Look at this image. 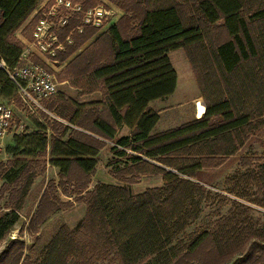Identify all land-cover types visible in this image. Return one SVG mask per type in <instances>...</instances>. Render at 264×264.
I'll return each instance as SVG.
<instances>
[{"label":"trees","instance_id":"trees-1","mask_svg":"<svg viewBox=\"0 0 264 264\" xmlns=\"http://www.w3.org/2000/svg\"><path fill=\"white\" fill-rule=\"evenodd\" d=\"M76 1L83 8L97 4ZM108 1L122 11L121 18L84 49L97 30L72 32V44L58 54L61 63L75 55L62 73L73 77L72 86L82 94L98 99L84 105L63 96L44 101L67 125L39 110L46 124L13 137L6 149L29 161L12 168L0 163V243L20 222L32 171L47 149L60 177L74 180L79 193L87 188L101 143L74 127L114 144L115 163H123L115 177L123 186L100 183L79 196L85 205L80 228L73 233L61 226L38 259L24 256V242L13 239L0 252V264H264V214L255 215L253 208L264 211V0ZM39 3L0 0V60L9 67L17 65L23 47L14 34ZM35 20L24 30L31 31ZM219 21L222 41L208 32ZM77 24L71 22L62 38ZM180 49L197 75L205 111L156 133L160 117L152 104L174 94L177 77L168 55ZM16 96L0 70V101ZM234 163L222 187L209 184V171ZM141 175H160L162 184L132 195L129 187ZM49 198L43 193L28 232L38 233L59 209ZM206 205L215 208L214 217L187 232Z\"/></svg>","mask_w":264,"mask_h":264},{"label":"rangeland","instance_id":"rangeland-1","mask_svg":"<svg viewBox=\"0 0 264 264\" xmlns=\"http://www.w3.org/2000/svg\"><path fill=\"white\" fill-rule=\"evenodd\" d=\"M96 1L97 4L95 6H102L108 15H105L103 20V28L101 27L90 41L82 46V49L96 40L111 25L115 24L123 14L121 10L108 0ZM39 2L41 4L43 0H39ZM208 32L210 38H216L219 41L224 40V33L220 21L216 25L211 26ZM74 56L68 58L66 62L63 63L58 60V64L55 65L57 66L55 69L57 94L54 97L45 100V102H52L59 96H63L65 102L70 101L81 105L98 99L99 96L97 94H82L81 90L72 86L73 77L69 75L68 78L66 74L62 73L65 66L72 60V58H74ZM168 56L177 77L176 90L167 100L156 101L152 104V109L159 111L158 114L160 117V121L155 130L156 133L166 132L178 128L194 119L201 118L206 105L205 98L202 97L197 86V75L189 63L190 61L186 56L185 51L181 49L176 50L169 53ZM4 103L8 104L13 110V123L16 129L0 140V147L3 148V153L0 152V163H3L5 166L7 165V168H12L20 165V163L22 164L25 162L26 164L29 160L21 154L11 155L6 152L5 148L8 145L10 138L16 134H20V136L25 133L33 134L37 132V124H40V122L41 124H46V121L38 115L39 110L34 107L29 108L19 97L18 93L13 100H5ZM42 107L43 110L41 111L47 114L48 119L67 125V122L57 117L53 111H48L46 109L44 101ZM17 127H21V131L18 133ZM74 128L88 137L97 139L101 143L100 152L96 157L97 165L94 169V173L89 178L87 188L79 193L74 180L60 177L59 170L51 165L49 150L47 149V154L44 157L39 158L38 167L32 171L34 172V177L31 179V185L28 187L27 196L24 199L21 210L19 211L20 222L14 226L13 230H11V232L7 234L5 239L0 243V252L7 247L8 242L13 239H18L25 244L24 256L30 258L32 261L38 259L42 251L61 226H66L73 233L80 228L85 215V205L77 200L79 196L83 195L86 191L93 190V188L100 183L123 186V183L119 182L116 179L117 177H115V171L121 170L123 163H115L118 157L110 151V148L114 146V144L91 132L84 131L77 127ZM126 132V129L120 130L119 135L125 134ZM46 134L47 136L50 134L48 129H46ZM126 152L131 156L141 158L142 161L151 165L164 168L167 172H175L174 169L165 167L155 160H151L143 155L136 154L129 150ZM235 168L236 164L234 163L231 168L217 169L212 172L209 171V184L218 182L217 184L222 187L225 176L229 175L235 170ZM1 183L2 181H0V184ZM161 184L162 177L160 175H141L134 184L130 185L129 189L132 195H137L144 192L146 189L159 187ZM45 192H48V197H50L48 202H53L56 207H59V209L53 214H50L44 224L38 226V233H30L26 230L29 218L36 211L42 195ZM6 196H8V194H6ZM4 199L0 201V212H4ZM253 208L255 210V215L264 214L263 210L255 207ZM225 210L226 208L221 209L220 213L223 214ZM214 211V207L210 205L204 206L199 218L195 223L190 225L187 232H192L196 227L205 225L214 217ZM105 263L111 264L107 261Z\"/></svg>","mask_w":264,"mask_h":264},{"label":"built area","instance_id":"built-area-1","mask_svg":"<svg viewBox=\"0 0 264 264\" xmlns=\"http://www.w3.org/2000/svg\"><path fill=\"white\" fill-rule=\"evenodd\" d=\"M105 15L108 13L102 6L83 8L76 0H43L39 3L30 16L31 20L35 17L36 20L23 44L17 65L9 67L0 60V70L7 75L29 108L43 110V101L57 94L55 65L65 45L72 44V32L82 33L85 29L99 31ZM73 21L78 24L62 38L63 31ZM15 129L12 108L0 101V140ZM19 131L21 127H17V133Z\"/></svg>","mask_w":264,"mask_h":264},{"label":"crops","instance_id":"crops-1","mask_svg":"<svg viewBox=\"0 0 264 264\" xmlns=\"http://www.w3.org/2000/svg\"><path fill=\"white\" fill-rule=\"evenodd\" d=\"M31 21V18L29 17L28 21L25 23V25L23 27H21V29H19L15 34H14V38L19 41L22 45L24 44V42L29 38L30 36V32L31 31H27L24 30V28L26 27V25H28V23ZM29 133H25L23 135H28ZM15 136H20V134H16L13 135L12 138H10V140L8 141V145L6 146L5 150L7 149L8 146L12 145L13 143V137ZM0 152L3 153V148L0 147ZM7 152V151H6Z\"/></svg>","mask_w":264,"mask_h":264}]
</instances>
